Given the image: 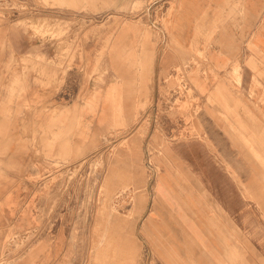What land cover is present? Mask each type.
I'll list each match as a JSON object with an SVG mask.
<instances>
[{
	"label": "rangeland",
	"instance_id": "rangeland-1",
	"mask_svg": "<svg viewBox=\"0 0 264 264\" xmlns=\"http://www.w3.org/2000/svg\"><path fill=\"white\" fill-rule=\"evenodd\" d=\"M178 6L0 0V264H264V55Z\"/></svg>",
	"mask_w": 264,
	"mask_h": 264
},
{
	"label": "crops",
	"instance_id": "crops-1",
	"mask_svg": "<svg viewBox=\"0 0 264 264\" xmlns=\"http://www.w3.org/2000/svg\"><path fill=\"white\" fill-rule=\"evenodd\" d=\"M179 1L176 33L185 48L201 41V48L218 68L227 66L247 43L264 55V21H260L264 0ZM8 151L17 161L15 148L9 145Z\"/></svg>",
	"mask_w": 264,
	"mask_h": 264
}]
</instances>
